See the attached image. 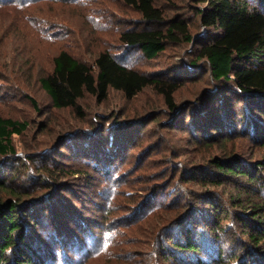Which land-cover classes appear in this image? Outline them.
<instances>
[{
  "label": "rangeland",
  "instance_id": "1",
  "mask_svg": "<svg viewBox=\"0 0 264 264\" xmlns=\"http://www.w3.org/2000/svg\"><path fill=\"white\" fill-rule=\"evenodd\" d=\"M154 4L166 20L183 18L193 36L205 31L195 0ZM0 7V56L8 54L0 62V115L28 122L13 136L16 155L0 200L11 189L26 191L17 196L22 200L47 195L52 208L37 213L34 227L47 264H197L192 256L166 255L169 236L188 226L197 227L194 239L206 254L222 248L219 264H240L244 248L255 246L245 224L264 215V137L254 139L238 124L228 141L201 140L189 110L175 113L152 87L132 100L115 89L103 102L85 93L78 102L84 116L57 109L38 79L52 69L51 58L64 48L93 65L103 50L122 53L120 34L138 24L141 12L126 0H0ZM196 53L192 42L170 43L153 59L134 51L124 63L160 73L188 67ZM205 86L204 79L187 81L175 99L187 101ZM258 120L264 124V117ZM231 155L241 156L258 179L223 176L210 164L214 156ZM209 199L227 210L219 219ZM209 218L224 228L216 241L205 225Z\"/></svg>",
  "mask_w": 264,
  "mask_h": 264
},
{
  "label": "trees",
  "instance_id": "2",
  "mask_svg": "<svg viewBox=\"0 0 264 264\" xmlns=\"http://www.w3.org/2000/svg\"><path fill=\"white\" fill-rule=\"evenodd\" d=\"M195 1L200 3L198 13L201 26L205 28L196 38L183 18L164 19V12L155 6L154 0H126L141 12L142 19L137 25L121 32L122 53L103 50L93 65L78 59L64 48L51 58L52 69L38 79L50 96L52 105L57 109L73 108L84 116L78 102L85 93L103 102L109 97L110 90L115 89L132 100L147 87H152L163 95L166 105L175 113L181 109L182 113L189 110L191 128L193 132L199 133L201 140L213 138V141H228L233 138L232 133L237 132L238 124H242V131L246 135L254 139L264 137V124L258 120L264 117V0ZM2 12L5 9L0 7ZM182 42H192L196 47V58L186 62L188 67L172 65L160 73H146L124 63L125 58L134 51H140L148 59H153L170 43ZM7 56H0V62H7ZM199 79H204L208 86L187 101H176V93L185 82ZM202 101L205 104L200 109L198 104ZM32 102L37 106L35 100ZM187 105L189 108L186 109ZM179 122L178 118L173 121ZM27 127V121L0 115V156L5 160L0 166V189L7 188L9 164L16 155L13 136L22 134ZM209 161L212 166L219 168L223 176H241L250 181L258 179L257 174L247 170L239 155L229 158L214 156ZM260 167L256 165V173ZM48 180L40 181L46 185ZM10 191L12 196L0 200V264H47L48 254L46 252L45 255L40 249V239H35L34 227L40 223L37 213L40 216L41 211L50 210L53 204L45 201L47 195L41 193L33 196V192H28L26 195L33 197L22 200V197L17 196L26 191ZM206 202L211 205L210 209L215 211L218 219L222 212L227 211H219L214 200ZM261 208L264 211V205ZM259 217L253 223L255 225L245 224L251 229L248 234L255 246L244 248L240 264H264V215ZM245 221L249 222L247 219ZM205 225L209 226L215 241L224 230L221 222L212 218ZM62 227L63 224L55 226L57 230ZM196 232L197 227L193 229L188 226L179 229L181 237L179 234L169 236L167 257L171 259L172 254L173 257L180 254L186 259L192 256L197 264H209L208 259L212 264H219L222 248L216 249L215 256L206 254L194 239ZM49 253L53 256V251Z\"/></svg>",
  "mask_w": 264,
  "mask_h": 264
},
{
  "label": "water",
  "instance_id": "3",
  "mask_svg": "<svg viewBox=\"0 0 264 264\" xmlns=\"http://www.w3.org/2000/svg\"><path fill=\"white\" fill-rule=\"evenodd\" d=\"M205 29V28H204ZM199 34L195 35V38L198 36Z\"/></svg>",
  "mask_w": 264,
  "mask_h": 264
}]
</instances>
